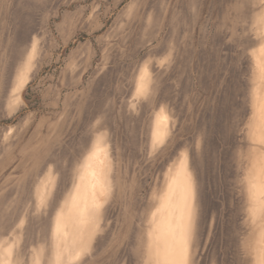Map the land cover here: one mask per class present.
Instances as JSON below:
<instances>
[{"label": "rangeland", "instance_id": "obj_1", "mask_svg": "<svg viewBox=\"0 0 264 264\" xmlns=\"http://www.w3.org/2000/svg\"><path fill=\"white\" fill-rule=\"evenodd\" d=\"M0 264H264V0H0Z\"/></svg>", "mask_w": 264, "mask_h": 264}]
</instances>
